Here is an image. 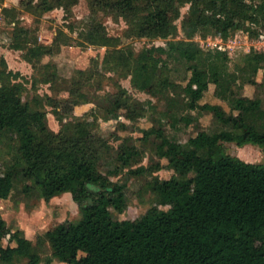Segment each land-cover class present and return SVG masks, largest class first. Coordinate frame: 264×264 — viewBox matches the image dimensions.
I'll return each instance as SVG.
<instances>
[{
	"label": "trees",
	"instance_id": "trees-1",
	"mask_svg": "<svg viewBox=\"0 0 264 264\" xmlns=\"http://www.w3.org/2000/svg\"><path fill=\"white\" fill-rule=\"evenodd\" d=\"M78 1L18 3L39 18L56 8H62L69 17ZM87 2L89 15L78 20L77 36L69 33L76 26L68 23L69 31L59 27L49 44L38 41L36 28L21 23L19 7L3 6L4 17L12 26L9 47L23 50V58L38 70L40 75L32 76V88L41 82L53 90L60 89V76L56 64L41 63L44 57L58 53L73 39L79 45L105 47L100 63L96 59L92 63L130 77L136 89L165 100L158 126L144 129L141 138L147 141L155 137V154L165 158L175 174L169 178L154 175L146 182L157 205L137 218H119L117 214L127 207L126 183L112 177L125 168L139 175L159 170L162 165L151 161L148 167H133L143 153L131 138L123 139L112 155L108 139L95 123L64 119L61 105L69 108L86 101L85 88L94 83L97 71L77 69L63 87L69 93L65 101L45 95L61 125L52 131L46 122L45 103L22 98L29 80L8 68L1 56L0 198L11 196L18 185L23 195L46 201L69 192L80 216L58 223L33 241L22 229L12 230L0 213V264H16L17 260L39 264L46 243L52 258L66 264H264V162L245 161L226 152L223 144L250 143L264 153L260 94L264 91V50L251 48L244 54L243 63L231 71L226 49H204L195 39L225 41L237 30L259 38L264 35V0ZM186 5L179 26L177 20ZM100 12L124 20L125 37L162 38L165 44H151L136 52L122 44L120 36L108 33ZM179 27L182 37L177 38ZM178 65L184 67L183 75H179ZM259 72L261 81L256 79ZM211 83L215 85V100L203 101ZM245 84L256 86L253 96L243 94ZM118 86L115 94L103 98L105 118L120 116L121 109L130 120L144 116L146 109L139 100ZM205 113L212 114L211 121L217 127L201 126L200 117ZM167 124L173 129L179 124L193 126L195 133L182 142L166 133Z\"/></svg>",
	"mask_w": 264,
	"mask_h": 264
},
{
	"label": "rangeland",
	"instance_id": "rangeland-1",
	"mask_svg": "<svg viewBox=\"0 0 264 264\" xmlns=\"http://www.w3.org/2000/svg\"><path fill=\"white\" fill-rule=\"evenodd\" d=\"M3 6H17L19 7L18 0H0V57L3 56L8 68L19 71L25 76L29 82L26 83V88L22 93L24 100H31L32 98L41 99L46 110V122L52 131L60 129V122L57 120L53 113L52 107L45 102V95H54L57 99L65 101L69 97L68 91L63 87L67 85L68 80L76 75L77 69H94L95 73L94 83L85 88L87 99L83 100L80 104L71 106L69 108L61 105V112L65 120H80L87 119L95 123L96 129L108 139L110 145V154H114L119 144L125 138H131L130 142L134 143L138 149L141 150L142 158L140 162L133 165L138 167L144 165L148 167L151 161H159L162 167L153 172H144L142 174H130L129 168H125L119 175L113 176V180L125 182V193L127 197V207L122 212L117 214L121 219H134L145 213L149 208L157 205L154 194L147 187L146 182L154 175L160 178H169L175 174L174 170L167 167V160L159 158L154 151L153 141L154 136H150L149 140L145 141L141 137L144 135L143 130L151 127H156L159 124L160 118L166 108L164 99L158 96L151 95L147 92L136 89L130 77H121L117 73L107 69L98 67L92 59H96L99 63L105 52V47L90 44L79 45L77 39H73L68 44H63L58 53L52 56H46L42 62L50 61L56 64L57 71L60 76L58 84L60 89H50L48 84L38 82L35 88L31 87L32 76H39L38 70H34L32 65L23 58V50H17L9 47L12 34V26L9 25L4 17ZM20 8V7H19ZM188 5L181 8V17L177 20L180 26L181 18L187 11ZM89 15V6L87 0H79L73 6L72 14L67 17L62 8H56L44 13L41 17L36 18L32 13L20 8L18 17L21 23L25 26L36 28L38 41L44 44L52 42L54 35L59 27L69 31L67 28L68 23H73L76 26L74 32H69L74 38L78 34V20L85 19ZM100 20L106 25L107 31L111 35L121 37L122 44L130 45L136 52L142 47L151 44L164 45L165 40L162 38L149 39L145 37H125L123 30L126 27L125 21L122 19L114 20L110 15L99 13ZM182 37V31L179 27V35L177 38ZM200 45L204 49L215 48L218 46L224 47L228 52V67L235 70L238 65L243 63V56L251 48L257 50H264L263 38H251L247 32L237 30L227 40L219 38L207 37L201 38L196 36ZM38 64V69L41 67ZM180 65H178L179 67ZM184 67L180 66V74L183 75ZM178 78L179 76L176 75ZM258 81L262 80V75L259 72L256 75ZM184 83V81H182ZM127 89L128 93L137 98L142 106H144V116L137 117L135 120L127 119L123 116L124 110H120V116H112L105 118L107 112L103 107L105 102L104 96L107 94H115L119 86ZM215 85L209 84L208 90L205 92L203 101H214ZM257 91L256 86L252 84H245L242 92L245 95L253 96ZM172 93V92H171ZM262 104L264 106V91L261 93ZM223 107L227 109L224 103ZM164 118V117H163ZM211 113H205L200 117L202 127L214 129L216 126L212 120ZM166 121V118H165ZM124 123V124H122ZM166 133L173 136L178 140L184 142L192 134L195 133L193 126L184 127L182 124L178 125L177 129H173L170 125H166ZM226 152L236 155L241 159L253 162L263 163L264 153L262 149L253 145L245 144L243 146L237 145L235 142H223ZM109 158V157H108ZM106 161V159H105ZM0 167H3V158L0 159ZM18 189L12 191L11 196L8 198H0V213L8 223L12 230L22 229L27 238L36 241L38 235L45 232L47 229L56 226L63 221H75L79 218L78 205L72 199L71 193L66 192L51 198L49 201L36 196H25L19 192ZM162 207V206H158ZM113 211V209H112ZM7 244V241H3ZM13 244V243H12ZM42 260L39 264H66L52 258L49 245L46 243L41 253ZM50 259L49 262L47 260ZM25 260H17L16 264H23Z\"/></svg>",
	"mask_w": 264,
	"mask_h": 264
},
{
	"label": "built area",
	"instance_id": "built-area-1",
	"mask_svg": "<svg viewBox=\"0 0 264 264\" xmlns=\"http://www.w3.org/2000/svg\"><path fill=\"white\" fill-rule=\"evenodd\" d=\"M259 38H263L264 39V35H260V37ZM218 48H221V49H225L224 47H222L221 45L220 46H218Z\"/></svg>",
	"mask_w": 264,
	"mask_h": 264
}]
</instances>
